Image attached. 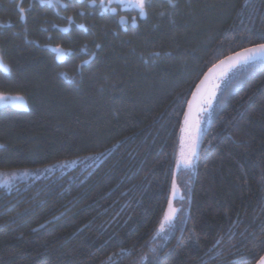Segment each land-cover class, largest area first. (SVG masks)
<instances>
[{"label":"trees","instance_id":"16d2710c","mask_svg":"<svg viewBox=\"0 0 264 264\" xmlns=\"http://www.w3.org/2000/svg\"><path fill=\"white\" fill-rule=\"evenodd\" d=\"M147 12L123 10L136 16L125 24L92 0H0V93L28 100L0 107V264H109L120 249L116 264H149L152 247L158 264L264 255V67L227 79L194 167H176L196 84L264 43V0ZM173 174L176 226L154 241Z\"/></svg>","mask_w":264,"mask_h":264},{"label":"snow or ice","instance_id":"6c2138e0","mask_svg":"<svg viewBox=\"0 0 264 264\" xmlns=\"http://www.w3.org/2000/svg\"><path fill=\"white\" fill-rule=\"evenodd\" d=\"M126 2L130 6L137 8L139 10V16L141 17L147 16V9L153 4V0H126ZM167 3L174 4V0H167ZM248 3L249 0H243V5L245 7L248 5ZM100 4L103 7L104 0H100ZM19 11L23 14L25 12V9L21 7ZM21 18H24L23 15L21 16ZM133 22L135 21L133 20ZM238 65L264 67V43L244 48L241 51L236 52L234 55L226 57L225 60L220 62V65H214L213 68L209 69L208 73L205 74V78L201 80L199 84L196 85V91L192 94V100L188 101L189 110L184 113L183 125L181 127V150L179 157L177 158V166L183 165L184 168L191 169L194 167L195 164L199 134L202 131V121L200 119L193 118V104L199 103L201 105H206V107L199 108L198 113L210 114L211 109L213 107V101L216 99V90L219 88V85H213L211 89L208 88V85L211 83L216 69L221 66H226L224 67L223 71L220 72V77H223L229 69L235 68ZM3 67L4 71H8L6 65H3ZM13 175H15V173H13ZM172 191L173 194H175L177 191L175 174H173ZM178 211L179 210L173 206L172 197H169L167 209L164 211L163 219L160 223V227L157 230V235L152 237L154 241L157 239V237L160 236V234H166L168 231H171L176 226L175 220ZM217 243H219V240H217ZM197 244L198 241L194 240L193 245L195 246ZM126 252L127 249H120V253ZM151 252L153 253V255L151 257V261H149V264H158V258L155 255L156 248L152 247ZM120 253L110 254V256L106 258L109 261V264H116V261L112 260V256H119ZM145 261H148L147 253L141 255L140 264H144ZM102 264H104V262H102ZM202 264H204L203 261ZM256 264H264V255L260 256L259 259H257Z\"/></svg>","mask_w":264,"mask_h":264},{"label":"rangeland","instance_id":"374dc122","mask_svg":"<svg viewBox=\"0 0 264 264\" xmlns=\"http://www.w3.org/2000/svg\"><path fill=\"white\" fill-rule=\"evenodd\" d=\"M93 1V0H92ZM96 2V5L101 8L104 9L105 7L109 6V5H116L118 7H120V10H134V11H138L139 10L137 8H134L132 6H130L126 0H104V6L102 7L100 4V0H94ZM3 65L7 64L4 62L3 58L1 57L0 54V68L4 69ZM8 68V66H7ZM240 68H242V65H238L235 68H231L229 69L226 74L223 77H220V73H218L216 76H214V78L211 80V83L209 84L208 88L211 89L213 85H219V88L216 90V99L213 101V107L211 109L210 114L209 113H198V109L201 107H206V105H199L197 112L195 114L194 119H200L202 121V131L199 134V138L203 135V133L205 132V130L207 129L209 122H210V117L212 114V110L214 108V106L217 103V100L219 98L220 92L222 90V87L224 85V83L227 81V79L237 70H239ZM206 94V93H205ZM28 100L24 95H18V94H4V93H0V107H4V106H13V107H18V108H27L28 107ZM183 125V123H182ZM182 127V126H181ZM181 130H180V134H179V143H178V149H177V153H176V167L178 170L180 169H184L186 171H190V169H186L184 168L183 165L177 166V158L179 157L180 154V150H181ZM7 183L5 180L2 182V184ZM182 193L176 191L175 194L172 193L171 197H172V202H173V206L176 207L178 210H180V207H177L174 203L175 201V197H181ZM180 202V201H178ZM179 212V211H178ZM171 231H168L166 234H160L163 236H167Z\"/></svg>","mask_w":264,"mask_h":264},{"label":"flooded vegetation","instance_id":"af4514ba","mask_svg":"<svg viewBox=\"0 0 264 264\" xmlns=\"http://www.w3.org/2000/svg\"><path fill=\"white\" fill-rule=\"evenodd\" d=\"M92 4L94 5H96V2L94 1H92ZM120 7H118V6H116V5H109V6H107V7H105L104 9H101V11H109V12H111L112 14H114V15H116L117 17V20L118 21H120V22H122V23H125V24H128V23H135L136 22V16L135 17H129V16H127V15H125V14H123L122 12H123V10H120L119 9ZM138 12V11H137ZM139 13V12H138ZM139 17H141V16H139ZM133 20L135 21V22H133Z\"/></svg>","mask_w":264,"mask_h":264},{"label":"water","instance_id":"95a60500","mask_svg":"<svg viewBox=\"0 0 264 264\" xmlns=\"http://www.w3.org/2000/svg\"><path fill=\"white\" fill-rule=\"evenodd\" d=\"M238 52H239V51H238ZM234 54H235V53L230 54V55H228V56H226V57L232 56V55H234ZM226 57H225V58H226ZM225 58L221 59L220 61H218V62L215 63L214 65H220V62L223 61V60H225ZM88 62H89V61H88ZM88 62H86V63H88ZM214 65H213V66H214ZM213 66H211L209 69L213 68ZM224 67H226V66H221V67L217 68V69H216V72H215V74H214V76H216L218 73H220L221 71H223ZM209 69L203 74V76L201 77V79L199 80V82H198L197 84H199V83L201 82V80H203V79L205 78V74L208 73ZM213 78H214V77H213ZM197 84H196V85H197ZM208 86H209V85H208ZM195 91H196V86H195L193 92H195ZM193 92H192V94H193ZM190 100H192V95H191V97H190ZM199 105H200L199 103H194V104H193V108H192V116H193V118L195 117V114H196V112H197V109H198ZM188 110H189V107L187 108V111H188ZM199 149H200V143H198L197 156H196V157H198V155H199ZM188 211H189V209H188ZM255 264H256V263H255Z\"/></svg>","mask_w":264,"mask_h":264}]
</instances>
